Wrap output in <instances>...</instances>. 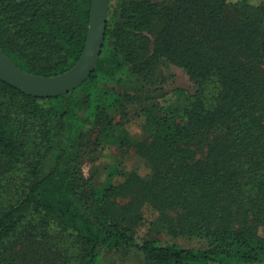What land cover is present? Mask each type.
I'll return each instance as SVG.
<instances>
[{
    "label": "trees",
    "instance_id": "1",
    "mask_svg": "<svg viewBox=\"0 0 264 264\" xmlns=\"http://www.w3.org/2000/svg\"><path fill=\"white\" fill-rule=\"evenodd\" d=\"M91 1L0 0V47L25 72H66ZM164 62L192 90L161 104L163 116L158 103L142 109L155 131L134 147L148 173L95 187L80 172L84 127L109 138L123 126L111 110L138 104L114 85L145 84ZM195 139L207 141L204 161ZM146 207L157 215L148 232L197 247L138 238ZM129 251L141 264H264V0H111L98 64L76 90L37 98L0 80V264H102Z\"/></svg>",
    "mask_w": 264,
    "mask_h": 264
},
{
    "label": "rangeland",
    "instance_id": "2",
    "mask_svg": "<svg viewBox=\"0 0 264 264\" xmlns=\"http://www.w3.org/2000/svg\"><path fill=\"white\" fill-rule=\"evenodd\" d=\"M224 16L229 20H233L237 17V13L232 9H227L224 11ZM122 78L124 79V77ZM123 79L119 84L114 85L117 91L119 93L128 92L127 94L133 96L136 95V100H138L137 106L129 104L128 106L123 105V107L111 110L110 115L114 123L118 125L123 123V126H117L110 133L109 138L100 139H96V130L84 127V131L87 132L86 141L88 143H85L80 148V172L82 178L89 180L95 187H101L107 179L118 182L121 180V174L133 171H137L141 176H145L148 173V169L141 157L135 152L134 146L141 141H150L155 130L150 126H144L145 118L142 109L150 107L151 103L155 102L159 105L154 114L163 116L164 110L162 109V105L182 104L184 94L192 90L191 81L188 79V76L181 69L167 62L160 64L154 72V78L145 84H140V82L134 79ZM111 86L109 85L108 87ZM121 111L125 114L122 118ZM122 128L125 131L121 130ZM214 137L212 136V138ZM219 137L218 134L217 139ZM126 139H128L129 143L123 144L122 140L125 141ZM190 146L194 151L193 161H204L206 159L207 141L195 139L191 142ZM53 158V155L48 158L44 167L45 172L51 169ZM118 201L124 203L126 199ZM144 214L145 223L138 230V238L145 236L158 237L177 243L182 247H197L194 241L170 238L162 233L158 235L148 232L149 222H153L157 215L148 207L144 209ZM142 261V255L135 251L111 252L105 256L102 264H141Z\"/></svg>",
    "mask_w": 264,
    "mask_h": 264
},
{
    "label": "water",
    "instance_id": "3",
    "mask_svg": "<svg viewBox=\"0 0 264 264\" xmlns=\"http://www.w3.org/2000/svg\"><path fill=\"white\" fill-rule=\"evenodd\" d=\"M110 0H92L85 45L77 62L66 72L45 77L21 70L0 47V80L37 98L66 95L81 86L95 70L105 40Z\"/></svg>",
    "mask_w": 264,
    "mask_h": 264
}]
</instances>
